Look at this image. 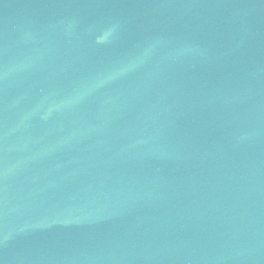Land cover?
Returning a JSON list of instances; mask_svg holds the SVG:
<instances>
[{"label":"water","instance_id":"1","mask_svg":"<svg viewBox=\"0 0 264 264\" xmlns=\"http://www.w3.org/2000/svg\"><path fill=\"white\" fill-rule=\"evenodd\" d=\"M0 264H264V0H0Z\"/></svg>","mask_w":264,"mask_h":264}]
</instances>
